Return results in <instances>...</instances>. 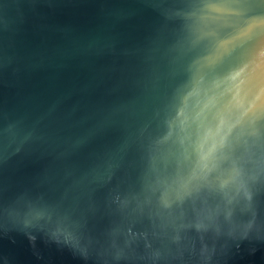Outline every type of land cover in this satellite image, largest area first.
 Here are the masks:
<instances>
[{
	"label": "water",
	"instance_id": "1",
	"mask_svg": "<svg viewBox=\"0 0 264 264\" xmlns=\"http://www.w3.org/2000/svg\"><path fill=\"white\" fill-rule=\"evenodd\" d=\"M261 52L264 0H0V264H264Z\"/></svg>",
	"mask_w": 264,
	"mask_h": 264
},
{
	"label": "clouds",
	"instance_id": "2",
	"mask_svg": "<svg viewBox=\"0 0 264 264\" xmlns=\"http://www.w3.org/2000/svg\"><path fill=\"white\" fill-rule=\"evenodd\" d=\"M260 55H261V56H264V52H261ZM240 71H242V70H240ZM240 71H237L236 73L233 74V76H232V79H233V80H235L237 77L240 76ZM258 102H260V103H264V93H259V92H258V93L253 97V99H252V101L249 103L248 107H252V106H254V105H255L256 103H258ZM214 147H215V144H214V143L211 144V145L208 147V153H211V151L213 150Z\"/></svg>",
	"mask_w": 264,
	"mask_h": 264
}]
</instances>
